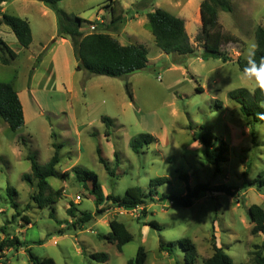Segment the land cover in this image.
<instances>
[{
	"label": "rangeland",
	"instance_id": "obj_1",
	"mask_svg": "<svg viewBox=\"0 0 264 264\" xmlns=\"http://www.w3.org/2000/svg\"><path fill=\"white\" fill-rule=\"evenodd\" d=\"M109 1L62 0L59 7L86 22L85 34L98 33L111 22ZM118 1L126 19L119 39L112 35L122 45L143 44L149 51L147 67L127 78L78 71L71 42H56L58 19L49 5L10 0L2 6L0 18L8 14L30 23V53L44 57L51 52L42 65L31 63L26 51L13 65L0 63V82L13 83L25 112V125L15 132L0 120V243L4 245L0 264H31L27 249L56 264H129L141 246L147 253V264H187L179 245L184 239L197 248L193 264H204L213 254V236L235 264H257V253L264 257V236L252 234L249 209L253 205L264 208V185H251L264 180V119L248 126L240 105L229 98L230 92L247 89L236 63L202 59L203 49L195 40V57L166 55L156 46L148 27L146 15L163 9L182 15L189 38H194L201 29L200 5L204 0H154L146 8L138 5L142 0ZM178 4L181 7L174 9ZM232 5L231 13L219 12L218 21L240 41L225 50L234 59L245 58L248 44L256 43V29L264 28V0H232ZM91 25L96 26L95 31ZM0 38L8 45L17 42L6 25L0 26ZM126 82L133 101L126 92ZM261 107L264 109V104ZM103 117L114 123L109 130ZM205 132L224 140L229 148L228 161L219 171L207 162L201 141L194 140ZM140 135H150L156 141L136 154L130 143ZM53 144L62 146L56 167L59 177L48 180L49 189L44 194L53 203H43L27 156L36 155L44 167L55 154ZM98 149L109 172L99 161ZM74 167L95 173L104 197H123L133 187L149 192L150 182L159 178L168 182L160 184L155 201L143 207L123 210L109 202L97 206L90 193L91 183L85 186L79 182L72 172ZM187 184L192 189L199 184L226 186L236 191V196L207 192L190 208L159 200L163 194L184 196ZM8 187L16 190L14 199L20 206V217L15 220ZM71 205L78 213L111 210L74 230L67 213ZM112 221L123 223L133 237L122 252L106 239ZM152 221L161 229L147 226ZM13 240L25 243L24 247H13ZM161 242L174 244L173 253L160 251ZM100 253L108 255L105 263L92 257Z\"/></svg>",
	"mask_w": 264,
	"mask_h": 264
},
{
	"label": "trees",
	"instance_id": "obj_2",
	"mask_svg": "<svg viewBox=\"0 0 264 264\" xmlns=\"http://www.w3.org/2000/svg\"><path fill=\"white\" fill-rule=\"evenodd\" d=\"M10 0H0V9L4 3ZM49 5L56 13L58 19V37L67 39L71 42L74 52V57L77 61V70L85 71L90 75L105 76L110 78H127L134 73L143 71L149 62V51L145 45H121L114 39L111 33L118 32L120 27L125 22L126 12L117 0H110L111 22L106 30L98 33H84L83 27L86 23L82 18L69 15L59 7L62 0H36ZM154 0H142L139 6L144 8L152 4ZM233 11L232 0H204L200 5L201 29L196 36L195 41L201 45L203 53L202 59H216L223 63H236L242 72L246 66V59L238 57L232 58L225 50V47L239 43V38L225 31L224 27L218 21L219 12L231 13ZM148 27L154 37L156 46L166 55H175L181 57H195L196 51L190 42L189 35L186 30L185 21L178 18L163 9H154L147 14ZM8 26L19 44V47L28 50L33 43V34L30 23L26 19L17 16L3 14L0 18V26ZM255 40L259 46L256 53V59L264 56V28L258 27L255 31ZM42 54L36 58L35 65L42 61ZM18 58V54L14 52L0 38V63L4 66L10 65ZM36 67V66H35ZM194 79V78H193ZM126 92L131 101L134 100L131 86L128 82L125 84ZM202 91V88H197ZM229 98L240 105L241 114L246 119L247 125L252 126L253 122L262 121L264 119V109L261 107L264 104V95L257 91L255 94L250 93L247 89H238L229 93ZM259 114V116H258ZM0 120L5 122L9 129L13 132L21 129L25 125L24 108L17 90L13 83L0 82ZM107 130L113 125V121L108 117H103ZM253 133V130L251 131ZM107 135L109 132L107 131ZM254 135V133H253ZM195 141L200 140L205 148V156L210 165L216 167L219 171V166L228 161V146L224 140H221L211 132L203 133L200 138H194ZM156 139L150 135H140L131 141L130 146L133 152L140 154L145 145L155 142ZM55 154L46 166H41L38 163L36 155H28L27 160L31 162L32 175L36 186L39 189V198L43 203H53L50 198L45 197V192L49 189L48 180L50 178L59 177L56 167L60 163L61 145L53 144ZM99 161L104 165L107 172L110 171L108 163L104 160L101 150H97ZM0 161H3L0 158ZM76 179L87 186L91 183V195L96 200V205L100 206L104 202H109L111 207L132 210L145 206L148 202H154L158 194L157 187L160 184L167 183V178H159L150 182L149 192L143 191L141 188H129L123 197L114 196L112 194L104 197L102 187L99 183L98 176L87 171L85 168L74 167L72 169ZM182 179L187 182V177L182 175ZM24 180L33 185V181L29 176H25ZM259 183V187L264 185V180H256L251 185ZM187 192L184 196L174 194H163L160 201H170L175 205L190 208L194 202L201 198L202 194L207 192L224 193L228 196H236V191L226 186L210 187L208 185L199 184L195 188H191L189 184L186 186ZM11 207L16 211L12 219L20 217L19 204L14 199L17 192L14 188L8 187ZM99 210L96 214L90 212L78 213L74 205L67 210L68 215L72 219L71 227L74 230H81L83 226L93 221L100 213L110 211ZM250 221L254 224L252 229L253 235L264 236V208L253 205L249 209ZM23 221L30 224L28 218L23 217ZM110 233L106 237L110 244H114L119 252L123 251L125 245L133 239L130 232L123 223L112 221L110 224ZM147 226L160 230V225L152 221ZM5 233V227L1 229ZM40 244L42 242H39ZM13 247H24L25 243H20L17 240L11 242ZM182 250L185 252L187 264H193L198 258L197 248L189 239H184L179 242ZM174 244L160 243V251L173 253ZM4 245L0 243V251H3ZM213 254L210 258L204 261V264H235L233 260L218 247L216 237L212 239ZM30 256L31 264H56L53 259H40L34 256L31 250L27 249ZM97 262L105 263L108 255L105 253L95 254L92 256ZM257 264H264V257L261 253H257ZM2 264H9L3 262ZM129 264H147V253L144 247H140L135 258Z\"/></svg>",
	"mask_w": 264,
	"mask_h": 264
},
{
	"label": "clouds",
	"instance_id": "obj_3",
	"mask_svg": "<svg viewBox=\"0 0 264 264\" xmlns=\"http://www.w3.org/2000/svg\"><path fill=\"white\" fill-rule=\"evenodd\" d=\"M259 46L255 42H250L245 49L246 66L242 69L240 80L247 87L250 93L259 91L264 95V56L259 61L256 53Z\"/></svg>",
	"mask_w": 264,
	"mask_h": 264
},
{
	"label": "crops",
	"instance_id": "obj_4",
	"mask_svg": "<svg viewBox=\"0 0 264 264\" xmlns=\"http://www.w3.org/2000/svg\"><path fill=\"white\" fill-rule=\"evenodd\" d=\"M118 1V0H117ZM119 2V1H118ZM203 2V1H202ZM5 4V3H4ZM3 4V5H4ZM2 5V6H3ZM2 6H1V11L0 12H3V9H2ZM181 6H180V4H178L177 5V7H175L174 9H176V10H178L179 8H180ZM111 15V14H110ZM173 15V14H172ZM147 16V15H146ZM177 17V16H176ZM199 17V16H198ZM178 18H182L184 21H185V19L182 17V15H178ZM101 22H103V21H101ZM186 22V21H185ZM200 23H201V19H200ZM187 27V26H186ZM121 30L122 29H120L118 32H115V33H111L110 32V35L114 38V39H116L119 43H120V41L118 40L119 39V37L121 36L120 34H121ZM186 30H187V28H186ZM112 34H115L116 36H118V39L115 37V36H113ZM197 35V34H196ZM196 35L194 36V38H191L190 39V42H191V44H193L194 43V40H195V38H196ZM57 40H56V42L57 41H60L61 43H69L70 41L69 40H67V39H61V38H59V37H57L56 38ZM193 39V40H192ZM55 42V43H56ZM11 44H13V45H8L14 52H16L17 54H18V58L15 60V61H13L12 62V65L16 62V61H18L19 60V58H20V56H21V54H22V52H25L26 51V53L28 52V53H30L29 51H31L30 50V48L28 49V50H24V49H21L20 47H19V44H18V42H14V43H11ZM121 44V43H120ZM122 45V44H121ZM143 45V44H142ZM12 46H14V47H12ZM44 47H45V50L47 49V47H46V45H43ZM124 46H128V45H124ZM43 48V47H42ZM50 52H51V50H50ZM49 52V53H50ZM48 51H47V54L45 53L44 54V57H42V61L39 63V65H42L43 63H44V60L46 59V57L48 56ZM30 56H31V63H33L35 60H36V58L39 56L38 54H33L32 52L30 53ZM55 57H53L52 58V65H54V63H56V59H54ZM30 85H31V83H30ZM202 88V87H201ZM202 91H203V88H202ZM25 113V112H24Z\"/></svg>",
	"mask_w": 264,
	"mask_h": 264
},
{
	"label": "built area",
	"instance_id": "obj_5",
	"mask_svg": "<svg viewBox=\"0 0 264 264\" xmlns=\"http://www.w3.org/2000/svg\"><path fill=\"white\" fill-rule=\"evenodd\" d=\"M90 29H91V31H95L96 30V26L95 25H91ZM78 199H80V197H78Z\"/></svg>",
	"mask_w": 264,
	"mask_h": 264
}]
</instances>
